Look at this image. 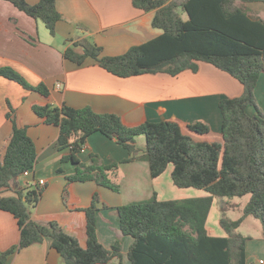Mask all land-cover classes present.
I'll list each match as a JSON object with an SVG mask.
<instances>
[{
  "label": "trees",
  "instance_id": "trees-1",
  "mask_svg": "<svg viewBox=\"0 0 264 264\" xmlns=\"http://www.w3.org/2000/svg\"><path fill=\"white\" fill-rule=\"evenodd\" d=\"M30 17L41 20L56 35L63 20L57 0H41L30 5L26 0H7ZM263 2L264 0H254ZM250 0H132L141 11H155L152 25L163 31L159 37L131 48L120 56L103 55V49L87 39L75 43L65 52L66 59L81 66L88 58L120 78L165 73L177 77L191 70L197 73L201 63L210 64L238 80L243 86L240 97L220 102L223 116V144L195 142L185 136L174 122H144L128 126L113 114H97L90 108L75 109L50 104L33 106L35 114L47 125L60 129L59 150L68 151L62 162L72 161L76 172L67 177L62 199L70 211L79 210L71 191L74 182L95 180L98 184L119 191L113 182L119 163L109 166L82 164L77 155L95 133L123 146L130 154L125 163L145 159L151 176L160 177L174 166L172 180L180 189L205 190L204 198L161 201L157 193L150 200L131 203L115 209L120 221V234L134 238L128 258L131 264H248V237L238 233L245 219L253 216L263 225L264 237V113L258 106L255 90L264 72V20L253 21L246 4ZM182 13L187 15L184 20ZM0 77L13 80L24 89L49 97L43 84L32 87L17 72L0 69ZM255 108L251 116L248 108ZM13 131L4 157L0 158V210L12 214L21 230L19 245L0 252V264H8L17 251L52 240V247L64 264H108L122 259L118 241L111 249L98 237L100 199L94 195L87 209V242L82 248L77 238L67 234L57 222L38 223L32 220V209L40 202L44 188L14 190L13 183L25 172L33 170L37 150L28 128L8 114ZM190 130L206 134L210 128L196 122ZM146 138V150L140 156L136 138ZM61 173V170H59ZM97 173V175H94ZM7 192H13L7 196ZM251 195L243 216L220 225L225 237H212L206 223L214 198H235ZM106 208V205H103ZM258 264V263H251Z\"/></svg>",
  "mask_w": 264,
  "mask_h": 264
},
{
  "label": "crops",
  "instance_id": "crops-1",
  "mask_svg": "<svg viewBox=\"0 0 264 264\" xmlns=\"http://www.w3.org/2000/svg\"><path fill=\"white\" fill-rule=\"evenodd\" d=\"M40 1L26 0L30 5ZM250 1L246 4L250 19L264 20V3ZM56 5L63 20L57 24L53 36L41 20L30 17L7 0H0V69H11L32 87L43 84L49 90V97L45 98L37 91L26 90L17 82L0 77V158L4 157L9 145L13 123L8 114L14 111L17 121L28 128V135L36 145L37 162L29 176L22 175L14 181L13 189L30 190L40 180L46 182L40 202L32 209V220L43 224L57 222L86 249L87 216L84 210L90 207L94 195H98L99 209H103L98 216L99 240L107 249L118 241L121 244L122 259H113L108 264H131L128 253L134 238L119 233L120 221L113 214L116 208L150 200L155 193L161 201L204 198L210 194L205 190L178 188L172 180L173 165L160 177L152 178L147 160L125 163L130 157L129 152L103 134L95 133L77 159L86 166L92 165L94 156L99 166L119 163L118 176L113 178L119 191L95 180L74 182L71 191L79 210L70 211L62 194L67 177L76 172V165L72 161L62 162L68 151L59 150L60 129L45 124L35 114L33 106L90 108L97 114L117 115L128 126L174 122L195 142L223 144L220 102L240 97L243 86L228 73L206 63L200 64L197 73L187 70L177 77L158 73L120 78L101 68L93 58L79 66L66 59L65 52L81 40L87 39L101 47L103 55L115 57L162 35L163 31L152 25L156 12L138 10L132 0H57ZM182 17L187 20L186 14L182 13ZM255 96L264 113V72L257 83ZM248 113L253 116L255 108H248ZM196 122L206 124L209 132L202 135L190 130V125ZM136 142L140 156L144 155L146 138L139 136ZM5 195L12 196L13 192ZM221 209H227V203L224 198L215 197L206 223L212 237L226 236L220 225ZM20 238L16 218L0 210V252L18 246ZM247 259L248 264H259L264 260L263 239L259 245L247 243ZM8 264L64 263L52 247V240L47 238L41 244L17 251L10 256Z\"/></svg>",
  "mask_w": 264,
  "mask_h": 264
},
{
  "label": "rangeland",
  "instance_id": "rangeland-1",
  "mask_svg": "<svg viewBox=\"0 0 264 264\" xmlns=\"http://www.w3.org/2000/svg\"><path fill=\"white\" fill-rule=\"evenodd\" d=\"M183 16L185 18V15ZM250 200L251 195L241 198H224L225 203H227V209H221L219 214L230 221H236L243 216L244 209ZM222 208H224V205H222ZM237 232L248 237V243L250 242L252 245H259L261 240H264L262 222L253 216L247 217Z\"/></svg>",
  "mask_w": 264,
  "mask_h": 264
},
{
  "label": "built area",
  "instance_id": "built-area-1",
  "mask_svg": "<svg viewBox=\"0 0 264 264\" xmlns=\"http://www.w3.org/2000/svg\"><path fill=\"white\" fill-rule=\"evenodd\" d=\"M84 148H85V147H84ZM84 148L82 149V151L84 150ZM31 172H32V170L25 172V173H24V176H29V175L31 174ZM45 186H46V182L43 181V180H40V181L37 183V185H35V186L32 188V190H35V189H37V188H44ZM259 264H264V260L259 261Z\"/></svg>",
  "mask_w": 264,
  "mask_h": 264
}]
</instances>
